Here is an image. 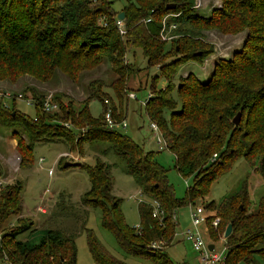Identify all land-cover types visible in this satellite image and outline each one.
<instances>
[{
    "label": "trees",
    "instance_id": "obj_1",
    "mask_svg": "<svg viewBox=\"0 0 264 264\" xmlns=\"http://www.w3.org/2000/svg\"><path fill=\"white\" fill-rule=\"evenodd\" d=\"M97 1L0 0V78L13 82L27 74L46 82L63 73L77 82L85 73L108 62L114 72L108 86L119 94L122 89L125 92L128 77L135 70L133 63L125 60V51L142 48L147 67L158 63L167 80V84L157 89L151 86L144 110L166 138L175 157V169L190 177L184 194H175L166 168L154 158L155 151L143 148L119 128L107 127L103 116L91 115L88 99L96 95L104 100L106 95L101 78L88 80L87 95L75 101L77 108L73 99L64 104L54 92L52 97L58 109L51 112L42 109L46 93L33 85L25 86L23 91H28L29 96L26 92L22 95L31 98L35 107L32 117L18 110L14 100L9 106L0 95V123L11 127L13 135L18 134L19 164L31 160L32 145L39 136L45 140L50 134L63 137L72 147L82 140H107L146 198L137 203L138 224L130 226L124 221L117 207L118 198L107 191L110 184L107 165L98 158L94 165L80 164L86 168L91 183L85 200L101 205V224L113 233L125 252L150 259L152 264H181L165 248L175 239L178 222L172 215L178 207L193 203L194 198L207 192L210 181L225 172L240 155L264 177V0H222L219 7H211L204 14L197 10L194 0H124L120 9L114 11L111 0ZM171 1L175 5L166 7ZM118 11L124 14L127 31L124 37L113 24L112 13ZM172 12L177 14L171 15ZM164 16L166 29L175 22L168 29L169 34L175 33L170 39L159 35ZM99 17L106 24L99 23ZM146 17L149 20H144ZM207 27L229 32L246 28L247 33L231 56L217 59L206 79L190 70L180 75L176 83L173 76L179 64L189 59L202 63L214 51V44L202 39ZM174 86L181 99L180 107L175 109L171 94ZM165 108L171 110L168 124ZM239 110V122L235 124L232 117ZM18 129L26 132V142ZM77 129L82 134L72 142ZM212 152H216L214 159ZM20 189L18 180L0 191V224L12 215L19 222ZM152 200L163 208L159 217L152 214ZM256 202H251L244 180L222 198L204 203L214 210L206 217L210 238L217 240L226 224H232L224 239L223 264L254 263L256 256L264 260V191ZM214 214L220 219L216 228L210 220ZM2 229L0 258L6 253L19 264H78L72 233L51 227L27 247L16 238L19 225ZM86 240L94 264H134L111 254L90 229Z\"/></svg>",
    "mask_w": 264,
    "mask_h": 264
},
{
    "label": "rangeland",
    "instance_id": "obj_2",
    "mask_svg": "<svg viewBox=\"0 0 264 264\" xmlns=\"http://www.w3.org/2000/svg\"><path fill=\"white\" fill-rule=\"evenodd\" d=\"M111 1L112 11L119 10L124 3V0ZM94 3H98V1L96 0ZM195 3H198L197 10L204 14L208 13L211 7H219L222 0H194ZM102 21L103 19L99 17L98 22L102 23ZM246 33V28L234 32L221 31L214 27L204 28L202 39L210 40L209 42L214 44V51L206 55L202 63L189 59L179 64L173 76L174 81L177 83L179 76H184L190 70L200 79H206L214 63L218 61L217 59L222 56H231L241 46ZM125 60L133 63L135 70L128 77L125 92L122 89L119 94L116 93L113 87L108 86L114 72L111 64L103 62L91 72L85 73L86 76L79 77L77 82L72 81L63 73H59L56 77L46 80V82L39 81L27 74L17 77L13 82L6 78H0V95L3 96V101L9 106L14 100L18 110L32 117L35 115V107L33 102L29 103L26 96L22 95L26 92L29 96L28 91H23L25 86L33 85L37 90H41L46 94L49 91L52 94L56 92L60 95L64 104L71 98L74 105H76L75 108H77L78 102L75 101L83 99L87 95L86 83L88 80L94 77L101 78L104 81L102 89L106 93L103 96L109 99L108 106L113 109L112 112L116 119H124L126 122V125H118L116 128L129 134L143 148L155 151L154 158L166 168V176L175 194L182 196L186 184L190 182V177L183 176L175 169V157H173V153L168 147H158L157 135L151 129L150 120L144 110V104L141 102L147 97L152 85L157 89L167 84V80L161 74L158 63L147 67L142 48L136 47L133 50L127 48ZM153 76H156V78H152ZM129 91H132L136 96L128 95ZM18 93H21V95H18ZM171 94L175 101L173 109L179 108L181 99L175 86ZM12 95L15 97L13 98ZM105 106L103 98L96 95L87 101L88 110L94 118H102ZM170 111L168 108L164 109L167 124ZM18 131L23 141L26 142L28 140L26 132L21 129H18ZM77 131L71 139L72 142L82 134L81 129H77ZM11 138L15 140L14 146H12ZM17 138L18 134L13 135L11 127L0 123V175L11 176L12 183L20 180L22 202V211L18 215V217L21 216L19 222L16 216H9L3 224H0L1 229L3 226L9 228L10 226L19 225V233H17L16 238L25 242L24 244L27 247L35 244L48 228L62 229L66 233L73 234L76 241L78 264H94L86 240L87 229H90L94 237L100 240L111 254L129 263L152 264L150 259L125 252L118 244L117 239L114 238L113 233L101 224L103 208L100 204L87 202L84 198L86 191L91 187L86 168L80 165L61 166L65 160H77L90 165L96 164L97 158L104 161L110 179L107 191L110 195L118 198L117 207H119L124 221L130 226L137 225L139 219L137 203L138 199H143L144 196L134 176L127 171L125 162L107 140L97 138L82 140L80 144L72 147L63 137L50 134L48 140H45L39 136L33 142L31 160L19 164L17 170L13 171L7 163V157L18 152ZM65 151L68 153L63 155ZM244 180L251 202L253 204L257 203V198L264 191V177L258 170H253L241 155L233 160L231 165L225 169V172L212 179L208 191L194 198V202L204 204L211 198L218 200L241 186ZM40 200L43 201L45 212L35 209L36 203ZM207 210L214 213V210L208 208ZM188 211L189 206L187 204L179 206L176 210V217L173 218L174 221L178 222L175 239L173 243L165 248L175 262L200 264L197 253L192 250L189 242L181 239L179 233L190 222ZM201 226L203 228V225ZM204 236L208 238L206 234ZM215 245L221 247V240H217ZM234 264H264V260L260 256H256L254 263L237 261Z\"/></svg>",
    "mask_w": 264,
    "mask_h": 264
},
{
    "label": "built area",
    "instance_id": "obj_3",
    "mask_svg": "<svg viewBox=\"0 0 264 264\" xmlns=\"http://www.w3.org/2000/svg\"><path fill=\"white\" fill-rule=\"evenodd\" d=\"M194 5L195 7H197L198 3H195ZM172 14L176 15L177 12H172L171 15ZM112 16H113V24L117 32H119V34L124 37L127 32L126 25H125V19L118 17L117 13H114V12L112 13ZM144 20H149V17H146ZM162 23H163L162 27L159 29L160 30L159 35L162 39H170L173 35H175V33L169 34L168 29L175 26V22L170 23L167 29L164 27V19ZM102 24H106V22L102 21ZM147 94L149 95V92ZM18 95H21V93H18ZM128 95L134 96V97L136 96L132 91H129ZM147 97H145L141 101L143 104H145ZM44 98L45 99L42 103V109L44 111L51 112V111H55L58 109V104L55 101V99L52 97L51 91L47 92ZM26 99L29 103H31V98L26 97ZM103 101L106 104L105 108L103 109L104 124L109 128L117 127L118 125L120 126L126 125V122L124 119L115 118L112 112V109L108 106L109 99L105 97ZM64 123L66 125L69 124L67 121H65ZM150 126H151V129L154 130V132L157 135L156 142H158V147L159 148H162L164 146L167 147L168 142H166V138L164 137L160 127L157 126V124L154 121H150ZM67 153L68 152L65 151L63 155ZM215 157H216V152H212L211 158L214 159ZM19 160H20V154L18 152L13 153L9 157H7V163H9L10 169H12L13 171L17 170V167L19 166ZM12 182H13V179L11 178V176H8V175L1 176L0 175V191L2 190L3 187H5L8 184H11ZM187 205L189 206L188 216H189L190 222L187 226H185L182 230L179 231L180 237L186 240L187 242H189L192 250L197 253L200 264H223L225 257H226V251H225L226 245L224 242L225 237L223 235V232L221 233V236L217 239V240H221L222 242L221 247H216L215 243L217 242V240L210 238L207 234L208 230H207L206 217L211 213V211L209 212L207 208L205 207V205L201 203L189 202L187 203ZM151 206L153 207L152 214L156 217H159L163 212V208L159 206V202L157 200H152ZM35 209L40 210L42 212L46 211L42 200L36 203ZM172 216L173 218H175L176 213H174ZM210 220H211V224L213 225V227L216 228L220 219L218 218V215L214 214V216H212ZM201 225H203V228ZM2 232L3 231L0 228V245L2 244L1 243ZM204 234H206L208 238H206ZM175 235H176V230L174 232V236ZM211 241L213 242V246L210 249L208 248L207 243ZM153 245L157 246L156 243H153ZM0 259H1L0 264H19L9 259L6 253H4Z\"/></svg>",
    "mask_w": 264,
    "mask_h": 264
},
{
    "label": "water",
    "instance_id": "obj_4",
    "mask_svg": "<svg viewBox=\"0 0 264 264\" xmlns=\"http://www.w3.org/2000/svg\"><path fill=\"white\" fill-rule=\"evenodd\" d=\"M175 5V2L171 1L169 3H166V7H171V6H174ZM117 16L124 19V14H123V11H118L117 12ZM200 51H197V53H199ZM240 110L232 117V122L237 124L239 122V118H240ZM81 162L80 161H77V160H65V162L63 163V167L65 166H68V165H80ZM231 227H232V224L231 222H228L224 231H223V235L224 237H227V234L230 232L231 230ZM207 246L208 248L211 249V247L213 246V242H209L207 243Z\"/></svg>",
    "mask_w": 264,
    "mask_h": 264
},
{
    "label": "crops",
    "instance_id": "obj_5",
    "mask_svg": "<svg viewBox=\"0 0 264 264\" xmlns=\"http://www.w3.org/2000/svg\"><path fill=\"white\" fill-rule=\"evenodd\" d=\"M210 41V40H209ZM11 142H12V146H14V143H15V140H14V138H11ZM181 239H183V238H181ZM184 240V239H183Z\"/></svg>",
    "mask_w": 264,
    "mask_h": 264
}]
</instances>
